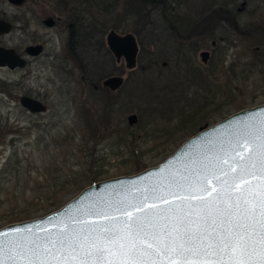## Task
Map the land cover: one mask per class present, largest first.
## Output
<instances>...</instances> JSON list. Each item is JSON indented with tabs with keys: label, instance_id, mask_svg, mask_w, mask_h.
<instances>
[{
	"label": "rangeland",
	"instance_id": "obj_1",
	"mask_svg": "<svg viewBox=\"0 0 264 264\" xmlns=\"http://www.w3.org/2000/svg\"><path fill=\"white\" fill-rule=\"evenodd\" d=\"M120 1L112 10L110 0L101 1V8L92 0H25L20 6L0 0V20L12 27L0 37V47L20 53L39 41L47 54L53 52L58 61H68L62 73L59 69L54 73L51 60L45 58L36 66L14 72L0 69V228L58 209L89 186L87 177L92 172H102L105 180L160 163L201 127L211 125L207 120L192 130L178 122L183 112L189 113L186 110L191 105L194 108L193 94L207 98L203 113L211 114L214 122L264 103V0L248 4L236 0V11L231 9L225 24L210 15L212 0H185L177 13L204 24L188 40L183 38L182 46L178 38L188 35L184 32L187 27L180 26L182 31L169 41L162 32L164 26L155 24L156 30L147 35L153 34L155 41L158 38V48L149 53H164L165 58L155 66L153 55L143 53L141 63L137 61L130 70L97 44L105 29L122 36L137 27L128 16V3ZM223 4L226 8L228 2L223 0ZM71 7L82 9L81 41L68 51L67 26L47 28L42 21ZM78 11H67V15ZM172 47L198 48L190 53L188 68L182 65V58L174 57ZM202 52L208 53L206 63L201 61ZM189 67L205 76L206 83H192L187 88L183 77L192 79L193 72L186 73ZM30 68L34 70L31 74ZM166 74L183 82L181 98L179 84L163 79ZM110 75L121 78L122 83L110 90L109 104L107 91L98 82ZM148 81L156 84L159 95L150 91ZM30 93L47 96L46 112L30 114L20 107L19 97ZM133 114L137 122L128 125L127 118ZM51 191L56 193L46 200Z\"/></svg>",
	"mask_w": 264,
	"mask_h": 264
},
{
	"label": "snow or ice",
	"instance_id": "obj_2",
	"mask_svg": "<svg viewBox=\"0 0 264 264\" xmlns=\"http://www.w3.org/2000/svg\"><path fill=\"white\" fill-rule=\"evenodd\" d=\"M11 231L0 264H264V119L136 196Z\"/></svg>",
	"mask_w": 264,
	"mask_h": 264
},
{
	"label": "water",
	"instance_id": "obj_3",
	"mask_svg": "<svg viewBox=\"0 0 264 264\" xmlns=\"http://www.w3.org/2000/svg\"><path fill=\"white\" fill-rule=\"evenodd\" d=\"M6 1L13 6H20L25 2V0ZM44 25L52 26V19H46ZM10 30L11 25L6 21L0 20V36L8 34ZM106 41L110 52L117 62L123 58L128 69L135 67L138 48L133 35L119 36L110 31ZM39 52L38 46H28L25 49L26 55H36ZM200 56L201 61L206 63L208 53L202 52ZM0 66H7L9 69L22 68L24 62L13 50L0 47ZM121 83V78L110 77L103 81V86L110 88V90H115ZM19 103L31 113H39L46 110L41 103L28 97H21ZM261 119H264V103L235 112L212 126L200 128L196 134L181 143L161 163L131 176L111 178L87 186L58 209L41 217L3 226L0 228V233L15 235L11 231L13 229L19 230L20 233L25 235H44L46 232H54L62 221L76 215L80 209L104 206L108 202L124 196L131 198L138 194V190H142L158 180H163L174 173H185L192 166L193 161H200L211 149H219L221 145L227 144L232 139L233 134L243 125L254 123ZM136 122V115H131L127 118L128 125H134Z\"/></svg>",
	"mask_w": 264,
	"mask_h": 264
},
{
	"label": "trees",
	"instance_id": "obj_4",
	"mask_svg": "<svg viewBox=\"0 0 264 264\" xmlns=\"http://www.w3.org/2000/svg\"><path fill=\"white\" fill-rule=\"evenodd\" d=\"M95 2L96 7L97 8H101L102 3L101 1L103 0H92ZM184 1L185 0H124V4L126 5L128 3V16L132 17V21L136 24V28H134V32H132V34L136 37V40L138 42V45L140 47L139 50V54L137 57V61L139 63H141V58L144 57L143 53L146 57V53L149 54L150 56H152V63L156 66L157 63H159L161 60H163V58H165V54H156V51L149 53L150 50L153 48L155 50H157V42H158V38L155 41L154 36L152 35H147V33L152 32L153 33V28L155 29V24H159L164 26V28L162 29L163 34L168 37L167 39L169 41H171L174 38V35L177 34L179 31H182L180 26H185L187 27L186 30H184V32L188 33V35L185 36V39L188 40L190 38V36L192 35L191 33H193V31L196 29V27L198 26H202V24H204V22H202V20H195L194 18L190 17V15H186V14H178L177 11L178 9H182L183 5H184ZM223 1V0H222ZM222 1L220 0H212L211 4L209 6V8H213L209 13L211 16H216V19L219 20H223L222 19V15H224L225 20L228 19L227 16H230L231 11H236L235 10V3H237L238 1H233V0H225L226 2H228L227 7L225 8V4H223L222 6ZM251 1H255V0H242V2H245L246 4L250 3ZM258 2L261 0H257ZM121 1L120 0H110V8L116 9V7L119 5ZM219 3V5H218ZM89 5V4H88ZM223 7V8H222ZM223 9V10H222ZM232 9V10H231ZM106 33V29L105 31H101L99 34V38H100V42L99 44L101 45V47L104 48V45L101 43V39H103L104 34ZM173 36V38H172ZM150 38V39H149ZM154 38V39H153ZM180 39V40H179ZM183 38H178V42H180L181 46L183 45ZM167 40V41H168ZM100 47V46H99ZM179 47V46H178ZM172 50L175 53L174 57H178L182 58V65L186 66L188 68V65L191 63L190 62V57L191 54L193 55L198 48H191V49H186L184 47H181L179 49L174 50L172 47ZM106 53L109 55L108 51L106 50ZM170 53V52H169ZM191 53V54H190ZM160 59V60H159ZM149 69V68H148ZM147 73V70H145ZM192 73L193 75H191L192 79H188L186 76H184L183 78H185L186 80L184 81V83L187 84V88H189L192 83L196 84V83H202V81L204 83H206V79L204 78L205 76H203L201 73H199L196 69H194V71H191L190 67L189 69H186V73ZM111 76V75H110ZM190 76V75H189ZM193 76V77H192ZM166 78V81H171L172 80V84H174V82L176 81L174 78V76L172 77V75L166 74L164 75V78ZM148 86L150 91L154 94V95H159L157 92H155L157 86L155 84H153V82L148 81ZM179 84V85H178ZM183 84L182 83H178L176 81L175 85L180 89V94H177L178 97H182L185 94V89L181 86ZM154 90V91H153ZM176 92V91H175ZM177 93V92H176ZM177 95L175 96L176 101L175 102H180L181 100L177 99ZM193 99L195 102V106L194 108L193 105H191V109L190 110H186L189 113H185L183 112L181 114V118L179 119V123H185L187 124V129H194L196 126H200L203 122H206L208 120V122L215 123L213 120V116H211V114L206 115L203 113L204 108L206 107V101L207 98H198V96H195V94H193ZM210 100V98H209ZM193 102V101H192ZM226 105H228V103H226ZM187 108H189L188 105H186ZM243 107L239 108L238 110L242 109ZM193 111V113H192ZM140 115V119H143V115L142 113H139ZM228 116V114L226 115ZM226 116H221V119H223ZM212 121V122H211ZM209 123V124H210ZM103 177L102 172H92L90 174L89 177L90 178V184H93L95 182H98L100 180H102L101 178ZM89 184V185H90ZM56 192H47L46 193V197H48L46 200H51L52 198H50V195H54Z\"/></svg>",
	"mask_w": 264,
	"mask_h": 264
},
{
	"label": "flooded vegetation",
	"instance_id": "obj_5",
	"mask_svg": "<svg viewBox=\"0 0 264 264\" xmlns=\"http://www.w3.org/2000/svg\"><path fill=\"white\" fill-rule=\"evenodd\" d=\"M78 9L80 10V11H78L79 13L74 12L72 14L68 13V15H67V11L68 12H70L72 10L77 11ZM81 11H82V9H80V8H72V7L69 9L60 10L58 17H47V18H51L53 20V25L50 27H47L44 25L45 19L42 21L43 25L47 28H55V27H57V25H62V28L67 26V28L66 27L65 28L68 31V36H67V41H66L65 47H67L68 51H69V49L72 51L74 47H78L79 43L81 41V33H80L81 19H82V15L80 14ZM224 21H226L225 18L222 20L223 24H225ZM104 36H105V38L103 37V39H101L102 44H103V42L106 44V35H104ZM179 38H185V37L179 36ZM99 42L100 41H98L97 44H99ZM105 44H103L104 48L106 46ZM211 45L213 46L214 42H212ZM28 46H38L40 52L36 55H25L24 51H25V48L27 47L26 46L23 48L22 52L15 53L24 62V66L22 68L16 67L14 69H9L7 67H0V69H5L8 71L14 72V71H17L20 69H24L27 66H30V67L36 66L37 63L43 61V59L45 58L46 60H49V61L51 60L50 66L52 67L54 73H55L56 69H59L60 72L62 73V71L64 70V67H65V64L68 62L67 58H63V59H60V61H58L57 55L56 54L54 55L53 52L47 54L43 42L35 41ZM50 54L51 55L53 54V56L51 57ZM33 72H34V70L31 69L30 74ZM57 78H61V76H58ZM80 78H81L80 80L82 81L83 85L85 87L88 86L89 82L87 83L86 77L81 76ZM103 80H101L100 83L98 82L99 86H102ZM106 91L108 94V100H109V104H110V88H106ZM26 97H28L29 99H32L34 101L40 102L41 104H43L47 108V105L45 103V101L47 100L46 95H41L39 93H30L29 96H26Z\"/></svg>",
	"mask_w": 264,
	"mask_h": 264
}]
</instances>
